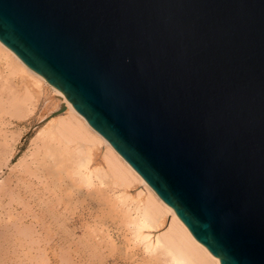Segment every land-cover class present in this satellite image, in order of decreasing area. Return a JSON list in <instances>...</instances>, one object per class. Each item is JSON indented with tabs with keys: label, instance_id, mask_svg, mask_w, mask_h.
<instances>
[{
	"label": "water",
	"instance_id": "1",
	"mask_svg": "<svg viewBox=\"0 0 264 264\" xmlns=\"http://www.w3.org/2000/svg\"><path fill=\"white\" fill-rule=\"evenodd\" d=\"M0 42L220 264H264V0H0Z\"/></svg>",
	"mask_w": 264,
	"mask_h": 264
},
{
	"label": "rangeland",
	"instance_id": "2",
	"mask_svg": "<svg viewBox=\"0 0 264 264\" xmlns=\"http://www.w3.org/2000/svg\"><path fill=\"white\" fill-rule=\"evenodd\" d=\"M2 59L4 60V62H8L11 65V67L14 68L15 72L13 75L8 74V72L6 70H4V67L2 66L3 67L2 68L0 65V68H1L0 73L2 74V76L0 75V98H2V99H0V122H1L0 128H2V129H0V133L3 134L5 137V139H4L2 135L0 136L1 137L0 144L4 148V149L3 148L1 149V145H0V152H2V153H0V181H2L0 183L1 184L4 183V186L6 189L5 196L0 200V235L2 232V235L12 236V238H8V236H6V237L4 236V238H1L2 235L0 236L1 239H5L7 242L8 241L10 242V243L8 242V244H7V242L5 243V242H3V240L1 241V239H0V256H2V259L0 258V260L2 262L1 264H18V262H19V264L22 262H24V264H42V263L43 264L44 263H46V264H60L61 263L60 261L63 262L61 264H64V262L65 263L67 262V264H69L70 263L69 261H71L70 264H74V263L75 264H81V263L82 264H169L168 263L169 258L164 254L163 251L158 250V251L154 252L153 254L151 252L146 251V244L148 242L144 241V242H147V243H144L143 241H140L139 239H137V236L135 235L136 231L132 225L133 219H131V218H132V216H133V218L136 217L135 216V214H136L135 205H136V207H138L139 202H141V204H142V198L144 197L143 199H146V197H148V194H146L147 190L145 189V187L143 188V186L141 184H139L138 182H134V184L132 183L134 186V187L133 186L132 187L134 189L132 187H130L131 185L129 187H119V189H118V186H116L113 183L114 180H112L113 178L109 174H107L108 176H106V178H104L103 172L106 169H104L105 165L102 162L103 159L101 160V157H102V155H103L102 153L105 151V149L103 151L104 147L103 146L101 147L100 145L94 146V144H89V145L87 144L84 147L82 144H78L79 145V146L77 145L78 148L84 147L83 152H85L86 155L85 154H83V155H77L76 154V156L75 155H74V157L72 156L73 158L71 157L73 160L70 158L71 160H67L64 162V166L62 164V167L57 168L58 166L55 163H53L55 161H53L52 158L50 159V157L48 158L47 156L43 155V153H42L43 152V148H42L43 143H40L42 141L39 140L38 137L36 136L38 133V130L43 127V125L38 127L39 123H41V121H42L41 115L49 113L56 106V101L53 98L52 89L45 84H40V94L37 95L36 93H34L35 91H33L31 95H28L25 92V84H24V83H26V76L23 75L24 73L19 70V66L13 60H11L10 58H7L3 53L0 52V64L3 65L5 63H3ZM3 70H4V72H3ZM20 72H22V74ZM18 73H20V78H19ZM24 77H25V79H24ZM21 78L24 80L22 81ZM7 82H9V83H7ZM5 84H7L6 85L7 87L5 86ZM9 85L14 87V92H13V94H14V109L9 108V106L13 105V103L12 104L8 103L6 106L5 102H7V100H5V102H4V99H7V98L10 99L12 97L9 95V92L7 89L9 87ZM9 99H8V101H10ZM29 104H31V106H29ZM25 105H27V106H25ZM16 106H18V108ZM2 107H3V109H2ZM5 107H6V109H5ZM33 139H35V140H33ZM32 140H33V142L38 141L36 144L34 142V144L36 146L33 145ZM6 141H7V143H6ZM39 145H40V148H38ZM33 146H35V148ZM90 146H92L93 148H96L97 146H99V147H97L98 149L96 148L99 151H95V149H93ZM86 147H87V151H86ZM89 148H90V151H88ZM93 150H94V152H93ZM34 151L35 152L37 151V152H36V154L33 155ZM99 152H101V154ZM30 154H32V156ZM92 154H93L92 159H94L93 161L91 160ZM97 154H98V156H97ZM100 155H101V157H100ZM30 156L31 157L35 156L36 158L33 157L30 159ZM79 157L81 158V160H83V158H84V160H83L84 163L86 162L85 161L86 158H87V161H88V159H90L88 161V164H87L88 168H89V169H87L88 172L87 171H85V172H87L86 174H88L89 170H90L91 175L93 176V180H94L92 186L83 187L85 185L80 184V178H79L80 176L78 177V176H75L73 174L74 169L76 167V163H78V161L80 160ZM99 157H100V159H99ZM29 159H30L31 165L28 162ZM23 161L29 167L25 166L26 164H22L21 162H23ZM36 161H38V162H36ZM37 163H38V165H37ZM18 164H19V167H18ZM92 164H93V166H92ZM35 165H36V168H35ZM55 165H56V167H55L56 169L54 168ZM26 167H27V169H29L27 173H26V171H27ZM94 168H96V169L93 170ZM99 168H100V170L102 168V171H101L102 173H100ZM34 169H37V170H34ZM91 169L94 171L93 173H92ZM43 170H44V172H43ZM41 171L43 173H41ZM95 171H98L99 174H96L97 172H95ZM95 175H96V177H95ZM42 176H44V177L42 178ZM97 176H98V178H97ZM36 177L38 178V181H37ZM19 179H20V181H18ZM42 179H44V181ZM51 179H52V181H51ZM104 179L105 180L107 179V181H105ZM108 179H110V180H108ZM23 180L25 183L24 182L22 183ZM98 180H100V181H98ZM40 181H42V182L40 183ZM97 182L100 184H98ZM38 183L41 185H38ZM24 184H25V186H24ZM41 186H42V188H41ZM44 188H46L47 190ZM120 190H122V191H120ZM39 191H41V192H39ZM42 191L44 192V194L42 193ZM31 192L35 193V194L37 192V195L35 196ZM49 192L55 193V194H52V196L56 195V192H57V195L59 193H61V194H59L58 196L57 195L54 196V199H55V197L57 199L51 200L53 197L51 196V194ZM29 193H31V194H29ZM40 193L42 194L41 196H43V197H45V196L47 197V195H45L47 193H48V196L49 195L50 196L47 197L48 198L47 200L42 198V200L40 201V199H41ZM66 193H68V194H66ZM117 193L119 196L117 195ZM124 193H125V195H124ZM116 197L118 199H116ZM20 198H22L23 200ZM121 199H123V200H121ZM34 200L39 204V206L37 205V203ZM50 200L52 201V203ZM43 201H45L46 203ZM49 201H50V203H49ZM56 201H57V205L59 206L57 208L55 207ZM58 201H59V203H58ZM43 203L46 204V206L45 205L42 206L41 204H43ZM22 204H23V206H22ZM52 204H53V206H48V205H52ZM26 206H28V207H26ZM38 207H40V209ZM47 207H48V210H47ZM134 208H135V210H134ZM49 209H51V211ZM53 209H56V211ZM44 210L46 212H42ZM128 210L129 211L131 210V211L127 212ZM49 211L51 214L49 213ZM59 211H60V214H59ZM32 213L35 214L36 218H38L37 220L40 219L41 223L36 222V218L32 217V216H34ZM45 213H48V214L45 215ZM58 214H59V216H58ZM49 215H51V217ZM52 215L54 216L55 219H56V216H58L57 218H59V219L58 220L56 219L55 221L51 220L50 218L53 217ZM17 217H19V219H22V221L19 220L20 222H18ZM41 218H42V220H41ZM61 220L64 223L63 226L61 224L62 223ZM10 221H12V222H10ZM9 223H10V226H9ZM11 223L12 224L14 223L15 227H13ZM18 223H19V225H17ZM21 223L23 225H21ZM29 224H30V226H29ZM32 224L34 225L33 229L31 228L33 233L30 232V230L29 231L27 230L29 227L32 226ZM25 225L28 227L27 229L25 228L26 227ZM11 226L14 230L16 229V231L12 230V232H11L10 231L12 229ZM23 226H25L24 231H26V232L22 231ZM42 226L44 227V229H41ZM45 226L48 228L46 229ZM129 226H130V228H129ZM6 227H9V228H6ZM91 227H92V229H91ZM20 229H21V231H20ZM34 229H35V232H34ZM49 230H51V231H49ZM162 230H163V227H160V229L158 228L157 230H149V231L144 230L143 233H144V235H147L151 241L152 240L154 241L155 238L160 234L159 232H162ZM27 231L30 232V235L32 238L30 236H28L30 238L29 239L26 236V235H29V233L27 234ZM16 232H17V234H16ZM18 232H19V234H18ZM21 232L23 235H21V237H20L19 235L21 234ZM23 232L26 233V235ZM38 232L40 235H35L36 233L38 234ZM146 232L147 233L149 232V233L147 234ZM149 234H151V235H149ZM24 235L26 236V238H24L25 237ZM22 236H24L23 239H22ZM39 237L42 239L44 238L45 241L40 240ZM152 237H154V238H152ZM31 239L34 240V242H32ZM106 239H107V242H106ZM13 240H15V241H13ZM47 241H48V243H47ZM98 241H101V242H98ZM132 241H135V242H132ZM27 242H29V244L33 243L32 245H34V246H32L30 244L31 246L29 247V244ZM111 242L113 244L112 246L110 245ZM136 242L138 244H136ZM1 244H2V246H1ZM69 245H71V246H69ZM94 245L96 246L95 247L96 249L98 248L97 250L94 248ZM74 246H77L76 248H78V249L74 250L75 249ZM91 246H93L92 249H90ZM97 246H99V247H97ZM1 247L4 248V251L1 250V249H3ZM15 247H16V249H15ZM27 248L29 250L31 249V251H29ZM38 248H39V250H38ZM89 249L93 250V251L89 252ZM94 249L96 250V253H93ZM7 250H8V254L10 253L11 255L10 254L8 255L6 253L7 254V256H6L5 251H7ZM34 250H35V252H34ZM12 251L14 253H11ZM19 252L23 254V257H22V254H20ZM148 253H149V255H148ZM86 254H88V256ZM24 255L26 256V258H24L25 257ZM71 255H73V256H71ZM152 255H155V256H152ZM21 257H22V259H21ZM67 257L69 259H67ZM93 257H95V259ZM3 258L5 261L3 260ZM166 258H167V260H166ZM19 259L21 260V262ZM78 259H79V261H78ZM10 260H11V262H9ZM32 260H34V261H32ZM95 260H96V262H95Z\"/></svg>",
	"mask_w": 264,
	"mask_h": 264
},
{
	"label": "bare ground",
	"instance_id": "3",
	"mask_svg": "<svg viewBox=\"0 0 264 264\" xmlns=\"http://www.w3.org/2000/svg\"><path fill=\"white\" fill-rule=\"evenodd\" d=\"M0 52L1 53H3L7 58H10L11 60H13L18 66H19V70L20 71H22L24 74L23 75H25L26 76V83H24L25 84V92L28 94V95H31L32 94V92L33 91H35L34 93H36L37 95L38 94H40V84H45V85H47V86H49L51 89H52V92H53V98L55 99V101H56V106L54 107V109L52 110V111H50L49 113H47V114H42L41 116H42V118H41V123H39V125H38V127L39 126H42L43 125V127L42 128H40L39 130H38V133H37V137H38V139L39 140H41L42 142H40V143H43V145H42V148H43V155L44 156H47L48 158L50 157V159L52 158L53 159V161H55V162H53V163H55L58 167L57 168H60V167H62V164H63V166H64V162L65 161H67V160H71L73 157H74V155L76 156V154L77 155H83V154H85L86 155V153L85 152H83V149H84V147H85V145H89V144H94V146L95 145H100L101 147L103 146L104 148H103V151H104V149H105V151L102 153L103 155H102V157H101V155H100V157H101V160L103 159V163H104V165H105V168L104 169H106L104 172H103V174H104V178H106V176H108L107 174H109L113 179L112 180H114V184L116 185V186H118V189H119V187H129L130 185V187H132L133 186V184H134V182H138L139 184H141L142 186H143V188L145 187V189L147 190V192H146V194H148V197H146V199H143L142 198V204H141V202H139L138 204H139V206L138 207H136V205H135V208H136V214H135V218H133V216H132V218L131 219H133V221H132V225H133V227L135 228V235L137 236V239H139L140 241H147V242H144V243H147L146 244V251H148V252H151L152 254L154 253V252H156V251H158V250H160V251H163L164 252V254L169 258V264H220V262H219V260L218 259H216L203 245H201L198 241H196V239L191 235V233L188 231V229L184 226V224L179 220V218L177 217V215L175 214V212L166 204V203H164L159 197H158V195L154 192V190L142 179V177L122 158V156L110 145V143L106 140V139H104V137H102L98 132H96L89 124H88V122L86 121V119L79 113V112H77L73 107H72V105L70 104V102L67 100V98L64 96V95H62L58 90H56L54 87H52L51 85H49L48 83H47V81L42 77V76H40L39 74H37V73H35L34 71H32L14 52H12L8 47H6L2 42H0ZM4 59V58H3ZM2 59V60H3ZM5 60V59H4ZM4 60H3V63H5V64H0L1 65V67L3 66L4 67V70H6L7 72H8V74H11V75H13L14 74V68L13 67H11V65L8 63V62H4ZM8 61V60H7ZM2 67V68H3ZM1 69V68H0ZM4 70H3V72H4ZM0 72H1V70H0ZM22 72H20L21 74H22ZM20 73H18V75H19V78H20ZM4 74V73H3ZM7 74V75H8ZM16 74V73H15ZM0 75L2 76V74L0 73ZM5 75V74H4ZM10 75V76H11ZM12 77V76H11ZM22 79V78H21ZM24 79H25V77H24ZM24 79H22V81L24 80ZM3 81V80H2ZM4 83V82H3ZM7 83H9V82H7ZM7 84H5V86H6ZM23 85V84H22ZM7 87V86H6ZM23 87V86H22ZM46 87V86H45ZM8 89V92H9V95L10 96H12L10 99L9 98H7V99H4V102H5V100H7V102H5V105L7 106V104L9 103V104H12L13 103V105H10L9 106V108L11 109V108H13L14 109V94H13V92H14V87L13 86H10L9 85V87L7 88ZM2 91V90H1ZM7 97V96H6ZM0 99H2V98H0ZM8 99L10 100V101H8ZM3 101V100H2ZM3 103V102H2ZM25 106H27V105H25ZM29 106H31V104H29ZM61 106H64V110L61 112V113H59V114H57V115H55L54 113H56L59 109H60V107ZM4 107V106H3ZM3 107H2V109H3ZM17 108H18V106H16ZM15 107V108H16ZM38 107V106H37ZM5 109H6V107H5ZM31 109V108H30ZM9 110V109H8ZM17 111V110H16ZM63 114V115H62ZM1 123V122H0ZM0 129H2V128H0ZM2 132V131H1ZM4 133V132H3ZM3 136V138L5 139V137H4V135L3 134H1L0 133V136ZM0 139H1V137H0ZM36 139V138H35ZM35 139H33V140H35ZM7 140V139H6ZM33 140H32V143H33V145H35L37 142H35V144H34V142H33ZM37 140V139H36ZM4 141V140H3ZM1 142V141H0ZM5 142V141H4ZM3 142V143H4ZM6 143H7V141H6ZM97 143V144H96ZM39 144V143H38ZM78 144H82L84 147L83 148H78ZM1 145V144H0ZM78 145V146H77ZM81 145V146H82ZM5 146V145H4ZM36 146V145H35ZM35 146H33L34 148H35ZM38 146V145H37ZM77 146V147H76ZM88 147V146H87ZM87 147H86V151H87ZM90 147H92V146H90ZM97 147H99V146H97ZM96 147V148H97ZM3 147H2V145H1V149H2ZM38 148H40V145H39V147ZM93 148V147H92ZM91 148V149H92ZM96 148H93V149H95V151H99V150H97ZM4 149V148H3ZM37 150V149H36ZM6 151V150H5ZM39 151V150H38ZM88 151H90V148L88 149ZM92 151V150H91ZM37 152V151H36ZM36 152L34 151V153H33V155L34 154H36ZM93 152H94V150H93ZM92 152V153H93ZM0 153H2V152H0ZM100 154H101V152H99ZM38 154V153H37ZM12 155V154H11ZM31 156H32V154H30ZM41 155V154H40ZM30 156V159L31 158H36L35 156H33V157H31ZM73 156V157H72ZM97 156H98V154H97ZM11 157V156H10ZM72 157V158H71ZM84 157V156H83ZM86 157V156H85ZM92 157H93V154H92V156H91V160L93 161L94 159H92ZM100 157H99V159H100ZM29 158V157H28ZM71 158V159H70ZM89 158V157H88ZM30 159H29V164H30ZM79 161H78V163H76V167H75V169H74V172H73V174L75 175V176H80L79 178H80V184L81 185H85V186H83V187H89V186H92L93 185V182H94V180H93V176L91 175V172H90V170H89V173L88 174H86L88 171H87V169H89L88 168V161L90 160V159H88V161H87V158H86V162L84 163L83 162V160H84V158H83V160H81V158L79 157ZM25 160V159H24ZM36 160V159H35ZM73 160V159H72ZM33 161V160H32ZM39 161V160H38ZM38 161H36V162H38ZM24 162V161H23ZM23 162H21L22 164H26L25 162L23 163ZM34 162V161H33ZM32 163V162H31ZM46 163V162H45ZM52 163V164H53ZM67 164V163H66ZM99 164V163H98ZM31 165V164H30ZM33 165V164H32ZM37 165H38V163H37ZM45 165V164H44ZM54 165V164H53ZM56 165L54 166V168L56 167ZM22 166V165H21ZM20 166V167H21ZM25 166H27V164L25 165ZM72 166V165H71ZM70 166V167H71ZM92 166H93V164H92ZM95 166V165H94ZM18 167H19V164H18ZM24 167V166H23ZM27 167H29V166H27ZM27 167H26V169H27ZM91 167V166H90ZM35 168H36V165H35ZM93 168V167H92ZM103 168V167H102ZM102 168H101V170H100V168H99V170H100V173H102L101 171H102ZM25 169V170H26ZM31 169V168H30ZM56 169V168H55ZM71 169V168H70ZM96 168H94L93 170H95ZM28 170L29 169H27V171H26V173L28 172ZM34 170H37V169H34ZM92 170V169H91ZM92 170V173L94 172ZM39 171V170H38ZM53 171V170H52ZM85 171H87V172H85ZM31 172V171H30ZM29 172V173H30ZM36 172V171H35ZM43 172H44V170H43ZM42 171H41V173H43ZM51 172V171H50ZM85 172V173H84ZM95 172H97L96 174H99V172L98 171H95ZM95 174V173H94ZM93 174V175H94ZM41 175V174H40ZM54 175V174H53ZM100 176V175H99ZM38 177V176H37ZM36 177V179H37V181H38V178ZM44 176H42V178H43ZM49 177V176H48ZM95 177H96V175H95ZM102 177V176H101ZM30 178V177H29ZM41 178V177H40ZM97 178H98V176H97ZM96 178V179H97ZM103 178V177H102ZM45 179V178H44ZM44 179H42L43 181H44ZM101 179V178H100ZM77 180V179H76ZM79 180V179H78ZM105 180V179H104ZM108 180H110V179H108ZM18 181H20V179L18 180ZM51 181H52V179H51ZM98 181H100V180H98ZM105 181H107V179L105 180ZM0 182H2V181H0ZM5 182V181H4ZM8 182V181H7ZM24 182V180L22 181V183ZM42 181H40V183H41ZM25 183V182H24ZM45 183V182H44ZM48 183V182H47ZM56 183V182H55ZM78 183V182H77ZM98 183V182H97ZM112 183V182H111ZM133 183V184H132ZM95 184V183H94ZM98 184H100V183H98ZM110 184V183H109ZM38 185H41V184H39L38 183ZM37 185V186H38ZM43 185V184H42ZM48 185V184H47ZM53 185V184H52ZM7 186V185H6ZM24 186H25V184H24ZM27 186V185H26ZM30 186V185H29ZM50 186V185H49ZM48 186V187H49ZM113 186V185H112ZM115 186V187H116ZM141 186V187H142ZM134 187V186H133ZM132 187V188H133ZM7 188V187H6ZM41 188H42V186H41ZM117 188V187H116ZM8 189V188H7ZM44 189H46V188H44ZM127 189V188H126ZM129 189V188H128ZM134 189V188H133ZM47 190V189H46ZM37 191V190H36ZM44 191V190H43ZM42 191V193L44 194V192ZM120 191H122V190H120ZM119 191V192H120ZM126 191V190H125ZM39 192H41V191H39ZM118 192V193H119ZM127 192V191H126ZM32 193V192H31ZM31 193H29V194H31ZM46 193V192H45ZM50 193V192H49ZM59 193V192H58ZM115 193V192H114ZM118 193H117V195H118ZM5 194H6V189H5V186H4V183H0V200L5 196ZM32 194H34L35 196L37 195V192H36V194L35 193H32ZM51 194V196H52V194H55V193H53V192H51L50 193ZM59 194H61V193H59ZM58 194V195H59ZM64 194V193H63ZM66 194H68V193H66ZM121 194V193H120ZM42 194L40 193V196H41ZM45 195H47V197H49L48 196V193L47 194H45ZM56 195H57V192H56ZM56 195H54V196H56ZM57 195V196H58ZM124 195H125V193H124ZM138 195V194H137ZM54 196H52L53 198L51 199V200H53L54 199ZM119 196V195H118ZM123 196V195H122ZM39 197V196H38ZM46 197V196H45ZM45 197H43V196H41V199H40V201L42 200V198H44V199H48L47 197L45 198ZM60 197V196H59ZM66 197V196H65ZM35 198V197H34ZM61 198V197H60ZM59 198V199H60ZM131 198V197H130ZM138 198V197H137ZM20 199H22V198H20ZM43 199V200H44ZM55 199H57L56 197H55ZM54 199V200H55ZM116 199H118L117 197H116ZM132 199V198H131ZM23 200V199H22ZM38 200V199H37ZM50 200V201H51ZM120 200V199H119ZM121 200H123V199H121ZM144 200V201H143ZM35 201V200H34ZM50 201H49V203H50ZM60 201V200H59ZM59 201H58V203H59ZM65 201V200H64ZM36 202V201H35ZM34 202V203H35ZM43 202H45V201H43ZM54 202V201H53ZM37 203V202H36ZM40 203V202H39ZM46 203V202H45ZM48 203V202H47ZM48 203V204H49ZM51 203H52V201H51ZM129 203V202H128ZM21 204V203H20ZM120 204V203H119ZM141 204V205H140ZM36 205V204H35ZM37 205L39 206V204L37 203ZM36 205V206H37ZM42 206L43 205H45L46 206V204H41ZM57 205V201L55 202V207L57 208V207H59L58 205ZM22 206H23V204H22ZM48 206H53V204L52 205H48ZM26 207H28V206H26ZM31 208V207H30ZM39 209H40V207H38ZM42 208V207H41ZM44 208V207H43ZM53 208V207H52ZM135 208H134V210H135ZM45 209V208H44ZM129 209V208H128ZM47 210H48V207H47ZM50 211H51V209H49ZM53 210H55L56 211V209H53ZM59 210V209H58ZM57 210V211H58ZM39 211V210H38ZM50 211H49V213H50ZM131 211V210H130ZM129 210L127 211V212H130ZM31 212V211H30ZM42 212H46L45 210L44 211H42ZM48 212V211H47ZM55 213V212H54ZM53 213V214H54ZM58 213V212H57ZM33 214V213H32ZM40 214V213H39ZM44 214V213H43ZM48 213H45V215H47ZM51 214V213H50ZM59 214H60V211H59ZM59 214H58V216H59ZM133 214V215H134ZM34 216H32V217H34V218H36V216H35V214H33ZM62 215V214H61ZM30 216V217H31ZM50 217H51V215H49ZM53 216V215H52ZM58 216H56V219L58 220L59 218H57ZM31 217V218H32ZM49 217V218H50ZM63 217V216H62ZM61 217V218H62ZM18 218V222H20L19 220H21L22 221V219H19V217H17ZM22 218V217H21ZM24 219V218H23ZM38 218H36V222H40V219L39 220H37ZM51 220H56L55 218H54V216L52 217V218H50ZM15 220V219H14ZM41 220H42V218H41ZM63 220V219H62ZM62 220H61V222H62ZM5 221V220H4ZM7 221V220H6ZM3 222V221H2ZM8 222V221H7ZM6 222V223H7ZM10 222H12V221H10ZM60 222V221H59ZM41 223V222H40ZM44 223V222H43ZM58 223V222H57ZM12 224V223H11ZM35 224V223H34ZM38 224V223H37ZM59 224V223H58ZM62 224V226H63V222L61 223ZM8 225V224H7ZM17 225H19V223L17 224ZM21 225H23L22 223H21ZM39 225V224H38ZM37 225V226H38ZM60 225V224H59ZM128 225V224H127ZM130 225V224H129ZM9 226H10V223H9ZM12 226L13 227H15V224L13 223L12 224ZM12 226H11V228H12ZM26 226V225H25ZM25 226H23V229H22V231H24V227ZM29 226H30V224H29ZM40 226V225H39ZM50 226V225H49ZM58 226V225H57ZM131 226V225H130ZM130 226H129V228H130ZM20 227V226H19ZM33 227H34V225L32 224V226L31 227H25L28 231L30 230V232H32V229H33ZM41 227V226H40ZM46 227V226H45ZM53 227V226H52ZM132 227V226H131ZM160 227H163V230H162V232H159L158 234V236L155 238V240L153 241H151L150 240V238H148V236L147 235H144V233H143V231L144 230H157L158 228L160 229ZM6 228H9V227H6ZM32 228V229H31ZM48 227H46V229H47ZM21 229H20V231H21ZM41 229H44V227L42 226V228ZM91 229H92V227H91ZM9 230V229H8ZM12 230H14L13 228L10 230L11 232H12ZM59 230V229H58ZM3 231V230H2ZM14 231H16V229L14 230ZM27 231V234L29 233V235H26V233H24V232H26V231H24L23 233L28 237V236H30L31 237V235H30V232H28ZM49 231H51V230H49ZM93 231V230H92ZM6 232V231H5ZM8 232V231H7ZM34 232H35V229H34ZM91 232V231H90ZM133 232V231H132ZM152 232V231H151ZM15 233V232H14ZM33 233V232H32ZM48 233V232H47ZM147 233V232H146ZM149 233V232H148ZM147 233V234H148ZM16 234H17V232H16ZM18 234H19V232H18ZM51 234V233H50ZM1 235H2V232H1ZM0 235V236H1ZM12 235V234H11ZM15 235V234H14ZM21 235H23L22 234V232H21V234L19 235L20 237H21ZM24 235V236H25ZM35 235H40L39 234V232H38V234L36 233ZM149 235H151V234H149ZM4 236L5 235H2L1 236V238H4ZM6 236H8V235H6ZM5 236V237H6ZM10 236V235H9ZM8 236V238H12V236H10L9 237ZM18 236V235H17ZM24 236H22V239H23V237ZM26 236L24 237V238H26ZM63 236V235H62ZM156 236V235H155ZM14 237V236H13ZM90 237V236H89ZM110 237V236H109ZM150 237V236H149ZM0 238V239H1ZM7 238V239H8ZM29 238V237H28ZM27 238V239H28ZM32 238V237H31ZM38 238V237H37ZM36 238V239H37ZM40 238V237H39ZM49 238V237H48ZM67 238V237H66ZM84 238V237H83ZM105 238V237H104ZM103 238V239H104ZM111 238V237H110ZM152 238H154V237H152ZM151 238V239H152ZM30 239V238H29ZM3 240V242H7L5 239H1V241ZM25 240V239H24ZM32 240V239H31ZM40 240H43V241H45V239L43 238H40ZM72 240V239H71ZM94 240V239H93ZM13 241H15V240H13ZM17 241V240H16ZM29 241V240H28ZM77 241V240H76ZM80 241V240H79ZM113 241V240H112ZM9 242V241H8ZM8 242H7V244H8ZM32 242H34V240H32ZM74 242V241H73ZM98 242H101V241H98ZM106 242H107V239H106ZM132 242H135V241H132ZM10 243V242H9ZM12 243V242H11ZM28 244H29V242H27ZM39 243V242H38ZM47 243H48V241H47ZM97 243V242H96ZM141 243V242H140ZM19 244V243H18ZM31 245L33 244V243H30ZM29 244V247L31 246ZM43 244V243H42ZM73 244V243H72ZM76 244V243H75ZM74 244V245H75ZM98 244V243H97ZM96 244V245H97ZM107 244V243H106ZM109 244V243H108ZM136 244H138L137 242H136ZM27 245V244H26ZM78 245V244H77ZM100 245V244H99ZM105 245V244H104ZM110 245L112 246L113 244H112V242L110 243ZM1 246H2V244H1ZM23 246V245H22ZM32 246H34V245H32ZM69 246H71V245H69ZM87 246V245H86ZM145 246V245H144ZM143 246V247H144ZM53 247V246H52ZM77 246H74V250H76V249H78V248H76ZM84 247V246H83ZM96 246L94 245V248H95ZM97 247H99V246H97ZM1 248H3V247H1ZM93 248V246H91L90 247V249H92ZM110 248V247H109ZM15 249H16V247H15ZM28 249V248H27ZM26 249V250H27ZM89 249V252L90 251H93V250H90ZM96 249V248H95ZM94 249V252L93 253H96V250L98 249H96L95 250ZM112 249V248H111ZM1 250H3L4 251V248L3 249H1ZM25 250V249H24ZM29 250V249H28ZM38 250H39V248H38ZM102 250V249H101ZM104 250V249H103ZM2 251V252H3ZM29 251H31V249L29 250ZM28 251V252H29ZM34 252H35V250H34ZM54 252V251H53ZM71 252V251H70ZM75 252V251H74ZM131 252V251H130ZM8 254V250L7 251H5V254ZM11 253H14L13 251L11 252ZM16 253V252H15ZM20 253V252H19ZM42 253V252H41ZM69 253V252H68ZM100 253V252H99ZM108 253V252H107ZM7 254H6V256H7ZM10 254V253H9ZM8 254V255H9ZM20 254H22V253H20ZM34 254V253H33ZM92 254V253H91ZM11 255V254H10ZM60 255V254H59ZM63 255V254H62ZM61 255V256H62ZM67 255V254H66ZM69 255V254H68ZM87 256H88V254H86ZM95 255V254H94ZM93 255V256H94ZM97 255V254H96ZM99 255V254H98ZM148 255H149V253H148ZM163 255V254H162ZM13 256V255H12ZM18 256V255H17ZM25 256V255H24ZM37 256V255H36ZM39 256V255H38ZM60 256V257H61ZM64 256V255H63ZM70 256V255H69ZM71 256H73V255H71ZM152 256H155V255H152ZM151 256V257H152ZM22 257H23V254H22ZM22 257H21V259H22ZM97 257V256H96ZM0 258L2 259V256H0ZM24 258H26V256L24 257ZM39 258V257H38ZM46 258V257H45ZM73 258V257H72ZM85 258V257H84ZM94 259H95V257H93ZM13 259V258H12ZM18 259V258H17ZM40 259V258H39ZM44 259V258H43ZM67 259H69L68 257H67ZM71 259V258H70ZM100 259V258H99ZM3 260H4V258H3ZM20 260V259H19ZM18 260V261H19ZM166 260H167V258H166ZM5 261V260H4ZM15 261V260H14ZM32 261H34V260H32ZM41 261V260H40ZM60 261V260H59ZM64 261V260H63ZM68 261V260H67ZM78 261H79V259H78ZM101 261V260H100ZM9 262H11V260L9 261ZM20 262H21V260H20ZM36 262V261H35ZM34 262V263H35ZM61 263H63L62 261H60ZM70 263H71V261H69ZM95 262H96V260H95ZM2 262H1V260H0V264H1ZM23 264H24V262H22ZM22 263H20V264H22ZM37 263V262H36ZM41 263V262H40ZM60 263V264H61ZM69 263V264H70ZM18 264H19V262H18ZM43 264V263H42ZM44 264H46V263H44ZM64 264H67V262L65 263L64 262ZM75 264V263H74ZM82 264V263H81Z\"/></svg>",
	"mask_w": 264,
	"mask_h": 264
}]
</instances>
